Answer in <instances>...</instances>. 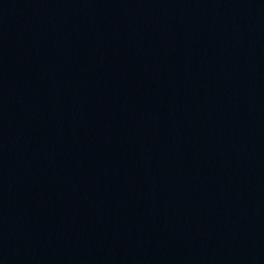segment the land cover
<instances>
[{
    "label": "water",
    "instance_id": "95a60500",
    "mask_svg": "<svg viewBox=\"0 0 264 264\" xmlns=\"http://www.w3.org/2000/svg\"><path fill=\"white\" fill-rule=\"evenodd\" d=\"M0 264H264V0H0Z\"/></svg>",
    "mask_w": 264,
    "mask_h": 264
}]
</instances>
